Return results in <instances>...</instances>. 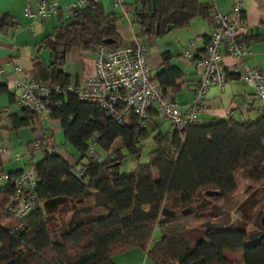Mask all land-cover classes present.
<instances>
[{
    "label": "trees",
    "instance_id": "obj_1",
    "mask_svg": "<svg viewBox=\"0 0 264 264\" xmlns=\"http://www.w3.org/2000/svg\"><path fill=\"white\" fill-rule=\"evenodd\" d=\"M138 2L137 14L143 32L149 35L160 36L169 26L187 27L195 19L213 24L211 1L155 0L154 7L153 0ZM120 18L89 0L68 20L62 18L53 33L37 44L38 49L49 50L50 60L45 62L37 54L28 74L42 82L67 84L69 76L61 67L69 51L78 47L95 53L101 45H122ZM9 25L1 21L0 29L7 31ZM107 40L112 43L105 44ZM238 40L242 42L241 36ZM181 76L178 68L165 63L154 77L169 95L167 89L173 90ZM46 104L49 119L60 122L64 145L57 146L49 135L53 145L46 147L34 165L40 206L30 214L14 220L5 210L14 193L13 174L0 188V264H116L114 255L133 248L144 250L154 264H264V226L255 242L248 244L246 225L218 229L220 222L210 221V211L195 206L207 199L224 207L238 190L239 177L264 186V111L255 121L198 120L183 133L170 127L151 135L148 122L139 127L135 115L118 123L100 105L73 94H52ZM21 107L11 115L12 128H34L33 112ZM46 137L37 138L42 147ZM116 142L119 148L113 149ZM66 145L79 154L74 162L60 151ZM147 145V161L141 162ZM91 146L101 152L100 160L88 155ZM128 156L136 158L135 165L121 171ZM84 157L87 160L82 162ZM75 165L79 166L76 172ZM79 172L83 175L78 176ZM207 190H217L218 195L206 196ZM88 197L97 200L88 207L96 212L95 218L75 223L53 240L44 203L59 198L83 203ZM164 210L174 211L175 216L163 215ZM16 223L23 227L19 237L8 230ZM156 229L160 234L155 238ZM228 253L239 259H231Z\"/></svg>",
    "mask_w": 264,
    "mask_h": 264
},
{
    "label": "crops",
    "instance_id": "obj_2",
    "mask_svg": "<svg viewBox=\"0 0 264 264\" xmlns=\"http://www.w3.org/2000/svg\"><path fill=\"white\" fill-rule=\"evenodd\" d=\"M40 0H0V22L9 21L7 31L0 29V120H5L0 128V188L8 183L11 175L16 172L28 169L42 159L43 150L34 151L30 157L23 153L27 146L31 145L38 138L37 130L30 126L13 129L11 126V115L19 112L22 107L18 102L19 91L12 85L14 80L24 79L32 70V59L37 54L43 61L49 62L50 52L46 48L41 50L37 44L44 38L51 35L54 28L62 18L68 20L70 12L68 7L79 0H43L57 5L58 11L44 21L39 16L28 17L25 15L30 5L33 12H36L37 2ZM86 3L89 0H85ZM99 4L105 13H115L111 0H92ZM214 7L222 14H231L236 3H240L243 10V25L241 40L251 52L245 62H250L261 70H264V31L255 33L254 27L264 30V0H211ZM139 2L136 3V17L140 24L136 32L130 23L118 27V34L122 39V45L137 41L146 48V62L156 77L164 68V64L178 68L182 76L175 83V88L167 91L179 105L184 108L194 96L195 89L199 83L198 71L194 61L198 55H202L205 46L210 38L214 27L202 19H195L187 27H173L160 36H153L143 32L138 12L141 9ZM108 6L111 8L109 9ZM129 17V16H128ZM127 17V18H128ZM12 25V26H11ZM224 62L233 73L235 62L228 56L227 49L222 48ZM74 62L69 67L68 61ZM19 67V71L15 68ZM238 72L242 71V65H237ZM62 72L69 76V81L77 78H87L95 74L94 53H84L78 47H73L67 56L66 62L61 67ZM17 90V91H16ZM254 93L253 87L240 82L237 75L233 73L231 80L227 83L224 91L211 87L205 99V107L199 117V122L219 118H230L240 123L245 120H252L253 108H258L256 102H251ZM201 117L202 120H201ZM162 120L158 115H152L148 121L147 128L151 129V135L157 131L164 132ZM47 130V136H53L55 132L61 131L60 122L56 119H46L43 123ZM40 158L35 160L36 154ZM16 154L21 157H16ZM94 194V190H91ZM69 199L63 204L65 205ZM76 204V203H75ZM94 203L91 205L93 207ZM61 206V205H60ZM47 212V211H46ZM145 252L141 248L116 254L112 257L116 264H141Z\"/></svg>",
    "mask_w": 264,
    "mask_h": 264
},
{
    "label": "built area",
    "instance_id": "obj_3",
    "mask_svg": "<svg viewBox=\"0 0 264 264\" xmlns=\"http://www.w3.org/2000/svg\"><path fill=\"white\" fill-rule=\"evenodd\" d=\"M111 3L122 15L129 16L130 13L123 8V0H111ZM85 4V0H79L69 6L70 15ZM36 6L37 11L33 12L29 5L25 15L28 17L37 15L46 21L58 11L55 3L43 0L38 1ZM212 17L214 30L205 46L204 53L198 55L194 61L199 83L192 101L184 108L168 95L163 85L155 79L146 62V48L135 40L115 47L99 46L94 53L95 74L91 77L71 79L65 85L42 82L32 75H27L21 81L14 80L12 85L19 91L18 102L29 108L36 117L34 129L37 130L38 139L47 136L43 123L49 119L46 100L52 94H73L82 101L96 103L118 123L127 122L132 115H135L139 127H144L155 112L173 130L183 133L198 122L205 107L208 90L216 87L219 91H224L235 73L240 82L253 87L251 102H256L258 108L264 111V70L250 62H245V58L251 52L243 42L238 40L245 31L240 3H236L231 14H222L214 8ZM224 46L228 56L235 62L233 73L224 62L222 51ZM239 64L243 68L241 72L237 69ZM15 70L19 71V67ZM2 72L0 68V74ZM38 139L26 147L23 153L25 157L29 158L39 149L44 152L46 147L53 145L48 136L45 147H42ZM3 151L0 149V152ZM87 153H92L91 156L98 160L101 159L93 150V146ZM16 157L21 155L16 154ZM34 167L31 165L28 169L11 177L14 193L5 209L11 219L20 220L40 206L35 192L37 178ZM81 175L83 172L78 173V176ZM8 230L14 237H19L23 227L16 223L9 226Z\"/></svg>",
    "mask_w": 264,
    "mask_h": 264
},
{
    "label": "rangeland",
    "instance_id": "obj_4",
    "mask_svg": "<svg viewBox=\"0 0 264 264\" xmlns=\"http://www.w3.org/2000/svg\"><path fill=\"white\" fill-rule=\"evenodd\" d=\"M124 5L123 8L125 11L129 12V17L122 15L118 9H113L115 11H118V14L122 16L118 20V27H120L122 24L129 25L131 24L133 29L138 32L140 28V24L136 17V3L137 0H123ZM211 1V0H207ZM112 4V3H111ZM110 9L111 7L108 6ZM128 17V18H127ZM74 62L71 60V58L68 61L69 67H73ZM17 91V90H16ZM253 117L252 120L255 121L261 116V110L259 108H253ZM203 117H201L202 120ZM210 121V120H209ZM204 121V123L209 122ZM2 123H6L5 120H0V128L2 127ZM163 127L165 129L168 128V124L163 122ZM55 143L57 146L64 145V136L63 132L56 131L55 132ZM113 149L119 148V142L114 143ZM150 149V146L147 145L142 157L139 159V161L144 162L147 161L146 153ZM93 150L100 156L101 152L93 146ZM62 155L70 162H74L75 158L79 157V154L76 153L73 148L70 145H66L65 147L61 148ZM124 153H127L125 149H122ZM74 154L75 156L71 157L70 154ZM89 156L92 155V153L88 154ZM40 158V154H36L35 160H38ZM87 160V157H84L82 159V162H85ZM135 157L128 156L124 160V164L121 167V171H127L130 170L135 165ZM79 166H74V172L78 170ZM238 185L239 188L236 191V193L233 195V199L228 202L224 207H218L213 202L202 199V202L196 203L195 206L201 208V209H208L210 211L211 215V222H215L218 220H221L223 217L227 216L230 217V224L237 225L240 227L247 226L249 230V238H248V244H252L255 242L257 236L262 231V223L261 218L264 216V186H254L248 182H244L240 177L238 178ZM212 189V188H210ZM97 200L95 197H88L83 203H76L75 206H73V203L68 201L65 205L60 204L57 207L53 209L52 212L47 213L49 218V226L51 228V237L53 240H58L61 232L65 231L66 229L73 226L75 223L79 221H87L90 219L95 218L96 212L90 210L88 207H90L94 202ZM227 211V212H225ZM160 234L159 229H156L154 231V237H158ZM228 256L231 259H239L238 255H234L233 253H228ZM141 264H154L147 256L146 253L143 256V261Z\"/></svg>",
    "mask_w": 264,
    "mask_h": 264
},
{
    "label": "water",
    "instance_id": "obj_5",
    "mask_svg": "<svg viewBox=\"0 0 264 264\" xmlns=\"http://www.w3.org/2000/svg\"><path fill=\"white\" fill-rule=\"evenodd\" d=\"M154 6H155V0H153V7ZM139 14H140L139 16L142 17V13L140 12ZM171 28H173V27L172 26H169L168 27V29H171ZM254 31H255V33H259V32L262 33L264 30L261 29V28H258V27H254ZM156 33H158V31H156ZM111 43L112 42L110 40L105 41V44H108L109 45ZM205 195L206 196H210V197L211 196H215V195H218V191L217 190H207L205 192ZM66 201H67V199H65V198L52 199V200H49V201L45 202L44 203V207L47 210V213H50V212L53 211V209L55 207H57L60 204H64ZM70 202H72L73 203V206H75V203L73 201L70 200ZM225 212H227V211H225ZM163 215H165V216L168 215V216L174 217L175 216V212L174 211H170V210H164L163 211ZM261 223L264 226V216L261 218ZM228 224H230V217H226L225 219H222L221 222L217 225V228L218 229H221L225 225H228Z\"/></svg>",
    "mask_w": 264,
    "mask_h": 264
},
{
    "label": "flooded vegetation",
    "instance_id": "obj_6",
    "mask_svg": "<svg viewBox=\"0 0 264 264\" xmlns=\"http://www.w3.org/2000/svg\"><path fill=\"white\" fill-rule=\"evenodd\" d=\"M227 216H225V217H223L222 219H225ZM212 219V218H211ZM221 219V220H222ZM221 220H218V221H215L214 223H219V222H221Z\"/></svg>",
    "mask_w": 264,
    "mask_h": 264
}]
</instances>
